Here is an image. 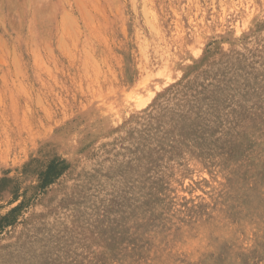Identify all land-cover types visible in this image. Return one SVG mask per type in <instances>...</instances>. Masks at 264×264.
Here are the masks:
<instances>
[{
	"label": "rangeland",
	"instance_id": "obj_1",
	"mask_svg": "<svg viewBox=\"0 0 264 264\" xmlns=\"http://www.w3.org/2000/svg\"><path fill=\"white\" fill-rule=\"evenodd\" d=\"M0 264H264V0H0Z\"/></svg>",
	"mask_w": 264,
	"mask_h": 264
}]
</instances>
